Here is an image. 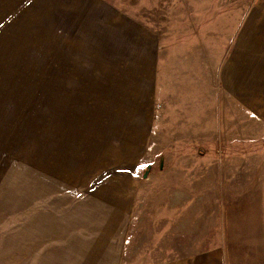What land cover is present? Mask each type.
<instances>
[{
  "label": "rangeland",
  "instance_id": "obj_1",
  "mask_svg": "<svg viewBox=\"0 0 264 264\" xmlns=\"http://www.w3.org/2000/svg\"><path fill=\"white\" fill-rule=\"evenodd\" d=\"M92 1L0 27V264H264V0Z\"/></svg>",
  "mask_w": 264,
  "mask_h": 264
},
{
  "label": "crops",
  "instance_id": "obj_2",
  "mask_svg": "<svg viewBox=\"0 0 264 264\" xmlns=\"http://www.w3.org/2000/svg\"><path fill=\"white\" fill-rule=\"evenodd\" d=\"M83 2H85L84 8L82 7ZM54 3L55 0H0V27H6V26L8 27L11 25L21 27L22 12H23L22 10L25 6L26 8L24 9V11L29 12L31 14L30 15L31 18L36 20L48 19L52 17ZM93 3L94 2L92 0H82V2H80V0H63L62 17L63 19L70 17L73 21H75V19L77 18L78 21H80L82 19V16L86 15L88 12H89V16L92 15L90 7L93 5ZM101 6L102 8L110 11L108 20L101 19L104 21L103 24L105 25L107 24L108 25L107 27H110L113 31L115 30V32L120 31L118 29L124 27L125 20L127 19L124 18L121 12L120 13L118 11L116 12L112 6H108L106 2L102 3ZM15 10H17V15L15 14ZM93 11H95L94 8ZM39 23H40L39 21H35V24H39ZM42 26H43L42 24L39 25V27ZM50 28H52L51 24H50ZM257 69H258L257 66H255L253 69L255 82L258 80L257 76L259 74ZM249 71L250 70L248 68L241 66L238 71V74L242 76ZM249 105L255 107L256 104L254 103L253 100H250ZM211 251H213L212 252V254L214 255L213 258H210L205 254L201 256V258L193 259V261L176 259V260L157 263V264H221L220 256L216 257L218 258V260H216L215 251L214 250Z\"/></svg>",
  "mask_w": 264,
  "mask_h": 264
},
{
  "label": "water",
  "instance_id": "obj_3",
  "mask_svg": "<svg viewBox=\"0 0 264 264\" xmlns=\"http://www.w3.org/2000/svg\"><path fill=\"white\" fill-rule=\"evenodd\" d=\"M149 165L147 166V168H146V170H145V172H144V174H143V177H146L147 176V172H148V169H149Z\"/></svg>",
  "mask_w": 264,
  "mask_h": 264
}]
</instances>
